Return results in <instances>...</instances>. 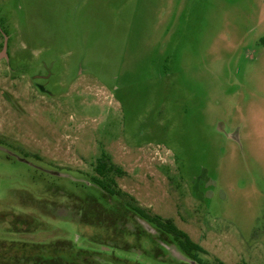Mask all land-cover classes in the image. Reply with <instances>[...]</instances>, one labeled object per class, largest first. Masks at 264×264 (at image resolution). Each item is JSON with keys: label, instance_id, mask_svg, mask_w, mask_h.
<instances>
[{"label": "rangeland", "instance_id": "obj_1", "mask_svg": "<svg viewBox=\"0 0 264 264\" xmlns=\"http://www.w3.org/2000/svg\"><path fill=\"white\" fill-rule=\"evenodd\" d=\"M5 43L0 239L196 264L142 219L141 245L81 221L107 153L204 263L264 264V0H0Z\"/></svg>", "mask_w": 264, "mask_h": 264}, {"label": "trees", "instance_id": "obj_2", "mask_svg": "<svg viewBox=\"0 0 264 264\" xmlns=\"http://www.w3.org/2000/svg\"><path fill=\"white\" fill-rule=\"evenodd\" d=\"M96 174L91 176V183L99 194L87 191L84 196H77L81 202V221L94 223L113 230L122 236L134 235L141 245V239H150L149 232L142 228L138 219L152 225L157 231L156 242L168 247L175 245L180 252L196 264H206L199 253L207 251L181 229L172 218H164L152 214L147 208L135 203V198L118 187L115 177L123 176L125 171L113 162L107 153H103L95 164ZM129 221L135 223L134 228L127 226ZM123 250H131L129 242L121 241ZM155 248V247H154ZM153 248V249H154ZM164 248L157 247L149 253L156 259L164 260ZM143 250L141 253H146ZM97 254L104 257L97 258ZM0 264H145L138 259L109 254L95 249L77 247L72 240L61 239L50 242H31L24 240L0 239Z\"/></svg>", "mask_w": 264, "mask_h": 264}, {"label": "water", "instance_id": "obj_3", "mask_svg": "<svg viewBox=\"0 0 264 264\" xmlns=\"http://www.w3.org/2000/svg\"><path fill=\"white\" fill-rule=\"evenodd\" d=\"M4 58L8 59L7 43H5L4 48L0 51V61Z\"/></svg>", "mask_w": 264, "mask_h": 264}]
</instances>
